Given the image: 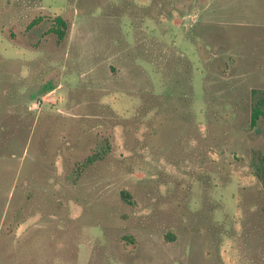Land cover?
I'll use <instances>...</instances> for the list:
<instances>
[{
  "label": "rangeland",
  "instance_id": "obj_1",
  "mask_svg": "<svg viewBox=\"0 0 264 264\" xmlns=\"http://www.w3.org/2000/svg\"><path fill=\"white\" fill-rule=\"evenodd\" d=\"M253 90L264 0H0V264H264Z\"/></svg>",
  "mask_w": 264,
  "mask_h": 264
},
{
  "label": "trees",
  "instance_id": "obj_2",
  "mask_svg": "<svg viewBox=\"0 0 264 264\" xmlns=\"http://www.w3.org/2000/svg\"><path fill=\"white\" fill-rule=\"evenodd\" d=\"M44 18L45 17L43 16L34 17L27 26L31 27L34 26L35 24H41L40 22H42ZM67 27H68V22L62 16L57 15L53 17L52 25L49 28V31L53 32L57 37V41L60 42L66 36ZM253 94H254V101L252 103L250 120H251V125L254 126L260 117L264 118V90L263 91L253 90ZM94 160H95V156H90L87 158L88 163H91ZM252 167L254 168V174L261 180L262 185L264 187V155H258L254 160V162L252 163ZM121 197L126 201H128L129 193L123 190L121 191Z\"/></svg>",
  "mask_w": 264,
  "mask_h": 264
},
{
  "label": "built area",
  "instance_id": "obj_3",
  "mask_svg": "<svg viewBox=\"0 0 264 264\" xmlns=\"http://www.w3.org/2000/svg\"><path fill=\"white\" fill-rule=\"evenodd\" d=\"M41 101H37L35 107H39Z\"/></svg>",
  "mask_w": 264,
  "mask_h": 264
}]
</instances>
